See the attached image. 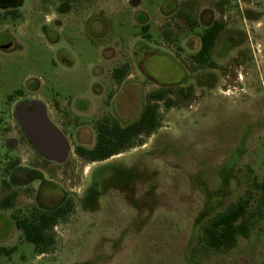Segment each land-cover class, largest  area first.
Segmentation results:
<instances>
[{"label":"rangeland","instance_id":"rangeland-1","mask_svg":"<svg viewBox=\"0 0 264 264\" xmlns=\"http://www.w3.org/2000/svg\"><path fill=\"white\" fill-rule=\"evenodd\" d=\"M171 2H102L105 10L98 12L100 17L93 24L96 35L91 36L80 23L67 21L57 43L24 25L15 32L18 46L0 54V104L15 89L38 83L41 92L36 93L47 101L93 104L85 117L89 126L79 138L74 134L67 161L42 167L65 175L67 188L73 187L69 179L87 180L94 169L77 154L76 145L95 144L96 120L134 121L154 91L172 88L176 101L169 109L161 102L162 126L151 136L138 138L117 159L142 162L148 183L158 186V205L146 211L143 228H137L136 212L130 208L121 219L114 216L105 223L82 212L81 228L67 231L52 255L37 259L34 244L25 242L9 256L2 255L0 264H264V218L260 217L251 235L241 237L233 249L205 251L196 258L192 253L212 215L244 196L255 179L264 182V20L256 29L257 39L251 34L249 41L257 45L256 54L242 52L241 63L232 62L240 54H230L228 63L219 64L215 72L217 86L212 90L197 87L194 97L187 99L177 90L189 84L195 67L189 63L186 47L176 51L179 55L173 47V27L179 24V39L184 43L186 23L166 14ZM113 49L118 52L115 59L107 60ZM125 61L128 71L119 80L115 70ZM213 79L203 74L200 81L208 84ZM18 153L23 163L33 155L25 147ZM79 188L82 191L84 186L75 189ZM254 193L253 208L260 204L262 189ZM202 213L206 215L201 217ZM119 234L125 236L123 241L117 239Z\"/></svg>","mask_w":264,"mask_h":264},{"label":"flooded vegetation","instance_id":"flooded-vegetation-1","mask_svg":"<svg viewBox=\"0 0 264 264\" xmlns=\"http://www.w3.org/2000/svg\"><path fill=\"white\" fill-rule=\"evenodd\" d=\"M109 1L112 0H0V54L9 53L18 46L15 32L24 25L37 28L39 35L51 43L60 41V32L67 21L82 24L94 36L93 24L100 17L98 12L105 10L102 2ZM129 1L139 5L138 0ZM181 3L186 8H181ZM165 12L185 21L186 41L180 42L177 24L173 27L174 36L171 34L175 42L173 47L175 52L186 47L189 63L195 67L188 76L189 84L177 90L180 96H184L178 92L182 88L187 92V99L194 97L197 87L214 89L218 83L215 72L219 64L228 63L230 54H240L235 56L234 63H241L239 58L246 50L256 54L257 45L254 47L249 41L251 34L257 39L256 29L264 20V0H172L171 9ZM117 53L111 50L107 60L113 61ZM203 74H211L213 82L202 83ZM39 91V83L27 84L8 94L0 104V258L11 253L4 249L12 250L25 242L53 244L47 251L35 252L37 259L52 255L55 245L67 231L81 228L82 212L91 213L96 217L95 222L102 223L114 216L121 219V214L130 208L136 212L133 221L137 228H143L146 211L150 212L158 205L160 195L156 182L148 183V170L142 162L117 160L123 156V151L96 160L80 155L91 162L94 169L87 180L83 177L69 179L73 187L68 188L65 175L43 170L42 167L50 163L62 165L69 157L64 162L43 158L15 115L17 105L25 102L33 111V102L42 101L46 106L45 116L68 137L72 147L73 139L79 138L89 126V118L85 117L90 116L93 104L90 101H47L43 95H37ZM99 121L93 123L96 130ZM143 137L146 136L139 138ZM79 145L86 146L82 143L76 146ZM21 147L33 154L26 163L18 153ZM13 152L15 156H12ZM84 181L86 183L82 184ZM77 185L84 189H75ZM8 210L9 215L6 214ZM27 229L33 230L34 239L27 235ZM117 239L123 241L125 236L119 234Z\"/></svg>","mask_w":264,"mask_h":264},{"label":"trees","instance_id":"trees-1","mask_svg":"<svg viewBox=\"0 0 264 264\" xmlns=\"http://www.w3.org/2000/svg\"><path fill=\"white\" fill-rule=\"evenodd\" d=\"M128 67L129 65L125 64L117 68L115 70L116 77L122 79L127 74ZM178 92L187 96L184 88ZM172 93V88L150 93L140 116L134 121L121 123L118 119L112 121L109 118L99 121L96 143L92 147L76 146L77 154L92 160L105 159L133 147L140 136H151L162 126L160 103L163 102L168 109L176 105V101L171 96ZM255 189H262V196L259 199L260 204L253 208L256 199ZM263 205L264 182L259 183L255 179L252 189L247 190L244 196L209 218L203 227L198 244L192 250L194 258L205 251L219 252L233 249L241 237L248 238L257 224V219L264 218ZM205 215L206 213H202L201 217ZM25 231L31 239H34L33 230ZM34 246L35 252L41 253L54 245L34 242ZM11 251V249H4L6 253Z\"/></svg>","mask_w":264,"mask_h":264},{"label":"water","instance_id":"water-1","mask_svg":"<svg viewBox=\"0 0 264 264\" xmlns=\"http://www.w3.org/2000/svg\"><path fill=\"white\" fill-rule=\"evenodd\" d=\"M33 106L34 110L30 111L27 104L21 102L15 110L25 134L43 158L64 162L72 149L68 137L45 116L46 106L42 101H34Z\"/></svg>","mask_w":264,"mask_h":264},{"label":"crops","instance_id":"crops-1","mask_svg":"<svg viewBox=\"0 0 264 264\" xmlns=\"http://www.w3.org/2000/svg\"><path fill=\"white\" fill-rule=\"evenodd\" d=\"M113 1V0H112ZM138 3L141 4V0H138ZM147 14V13H146ZM127 79H130V75L128 76Z\"/></svg>","mask_w":264,"mask_h":264}]
</instances>
